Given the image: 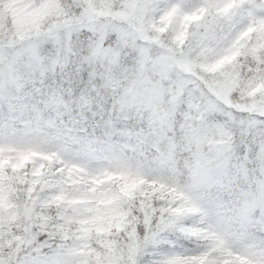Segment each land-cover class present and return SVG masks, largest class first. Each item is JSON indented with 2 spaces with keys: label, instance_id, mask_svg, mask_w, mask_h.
Wrapping results in <instances>:
<instances>
[{
  "label": "snow or ice",
  "instance_id": "obj_1",
  "mask_svg": "<svg viewBox=\"0 0 264 264\" xmlns=\"http://www.w3.org/2000/svg\"><path fill=\"white\" fill-rule=\"evenodd\" d=\"M0 264H264V0H0Z\"/></svg>",
  "mask_w": 264,
  "mask_h": 264
}]
</instances>
